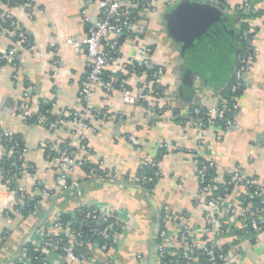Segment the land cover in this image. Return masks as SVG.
Masks as SVG:
<instances>
[{"label": "crops", "instance_id": "obj_1", "mask_svg": "<svg viewBox=\"0 0 264 264\" xmlns=\"http://www.w3.org/2000/svg\"><path fill=\"white\" fill-rule=\"evenodd\" d=\"M100 1L96 0L95 5L86 10L92 18L100 17ZM182 1L155 0V12L138 17L139 22L132 25L133 39L122 44L119 56V64L125 68L138 49L152 46L150 60L153 66L164 69L161 85L167 90L166 103L171 107L155 117L141 104L126 103L118 92L107 96L98 90L95 107L108 109L113 118L95 121L81 131L78 140L84 137L90 150L84 153L69 125L51 133L46 126L31 124L18 112L27 88L31 90L33 113L41 110L42 103L53 105L59 117L82 110L79 90L87 75L89 59L85 47L75 51L67 44L69 39L83 40L86 36L82 0H31L32 16L25 3L4 7L0 16V48L7 51L20 46L15 34L5 33L7 14L18 22L21 30L31 35L34 46L30 51L21 52L17 68L10 65L0 68V128L12 131L23 140L25 163L33 166L34 172L19 176L17 189L35 197L44 215L37 214L24 221L18 217L9 224L5 212L15 204V199L9 190L0 188V237L6 231L11 232L4 242L0 264H12L20 249L36 236L35 230L44 217L72 214L83 205L93 204L111 210L125 226L122 244L113 255L115 264H160L157 246L159 215L163 208L186 214L193 228L205 226L204 207L197 202V156L192 155L197 149L204 157L215 161L221 175L240 170L244 176L257 178L264 185V19L259 17L251 23L258 32L253 43L256 57L238 99L239 109L233 115L236 127L224 133L215 127L208 128L200 141L188 113L195 104L204 108L218 107L221 99L217 95L219 91L208 90L206 84L184 66L178 44L170 36L167 14ZM243 3L244 0H227L224 5L233 15ZM253 8L262 12V16L264 0L256 2ZM52 43L57 44L58 50L51 47ZM126 77L133 93L152 100L149 87L143 85L145 78ZM119 115L123 118L119 119ZM219 135L221 140L216 139ZM49 143L59 148L73 144L78 150L73 178L90 179L82 181L79 190H62L58 186L60 161L57 156L52 160L48 158ZM164 146L169 151L161 157ZM5 155L6 147L0 138V161ZM154 159L159 160L162 176L152 190H143L128 182L129 178L140 174L144 164ZM81 161L91 166L89 171L78 166ZM38 184L46 187L51 196L42 197ZM242 193L241 189L235 190L237 195ZM169 228L174 229V226L170 224ZM93 256L98 264H106V256L101 252L94 251ZM232 262L264 264V237L258 244L244 243L243 251L234 254ZM59 263L68 264L64 260Z\"/></svg>", "mask_w": 264, "mask_h": 264}, {"label": "built area", "instance_id": "obj_2", "mask_svg": "<svg viewBox=\"0 0 264 264\" xmlns=\"http://www.w3.org/2000/svg\"><path fill=\"white\" fill-rule=\"evenodd\" d=\"M25 2L32 16L31 0H25ZM82 2L85 7L86 36L83 40L69 39L67 41V44L75 51H80L85 47L89 59L87 75L79 90L83 104L82 110L66 115L64 119L59 118L47 123L43 113L32 112L30 108L31 90L27 88L23 92L18 112L28 120L36 117V121L31 124L46 126L51 133L69 125L72 127V135L76 137L81 152L84 153L90 150L84 137L78 140L81 131L95 121H107L113 118L108 109L99 110L95 107L94 98L98 90L107 96L118 92L126 103L141 104L147 107V110L155 117L169 109L171 105H167L166 100L169 96L167 90L161 85L164 69L153 66L150 60L153 52L152 46L138 49L136 56L128 62L125 68L119 64L122 44L128 39H133L132 25L139 22L138 17L150 16L155 12V0H101L98 19L92 18L86 12L95 5L96 0H82ZM12 3L13 0H7L4 5L0 4V9L3 10L5 6H11ZM249 6L250 0H244L243 5L238 9H246ZM137 9L140 10L137 13L132 11ZM6 16L9 26L5 27V33L15 34L20 41V46L7 51L0 48V68L6 65L17 68L21 52L30 51L34 46V41L31 35L20 29L13 17L8 14ZM261 17L264 19V14ZM251 23L252 21L249 23V28L243 32V38L248 45L240 54L234 73L232 93H236L239 85L244 83L249 68L255 61L253 43L258 37V32L252 28ZM51 47L58 48L56 43H52ZM127 75L146 79L143 85L145 84V88L149 87L151 101L130 90ZM232 101L234 102L232 105L223 100L218 107L206 108L205 111L201 108H194L189 111L188 114L197 129L200 141L204 138L205 131L208 128H218L219 122L223 123L222 128L224 129H220L223 133L236 127L231 114L234 115L239 105L234 97ZM122 118L123 115H119V119ZM0 138L8 145L6 152L8 160L13 164L24 160L26 148L22 147L21 140L12 131L0 128ZM216 139L221 140V135ZM48 148L50 149L48 153L50 160L55 151L59 155L60 163L56 181L60 189L79 190L82 181L90 180L88 177L82 181L73 178L78 152L73 144L61 149L49 143ZM168 151V147L164 146L161 157L166 156ZM192 155L197 156L199 182L197 202L204 207L205 226L198 229L193 228L186 214H177L168 207L163 208L159 215L157 246L160 264H202L203 258H206V264H233L234 254L243 251L244 243L258 244L264 237V185L257 178L244 176L240 170L229 175H221L215 161L204 157L198 149ZM84 165L82 161L78 163L81 168ZM144 167L146 170L129 178L128 182L150 191L152 188L150 186H154L162 176L159 171V160L154 159L144 164ZM27 171L34 172V167L24 165L19 176ZM92 171L96 173L97 169ZM108 178L113 179V176H108ZM15 181L17 185L18 177ZM1 187L9 190L15 199L16 205L13 204L5 212L8 223L12 224L14 220L22 216L21 208L28 205V202L33 201L35 197L19 192L17 186L13 187L12 178L5 173L0 161ZM37 189L42 197L51 196V192L42 184H38ZM236 189H241L243 193L235 194ZM243 197L258 200L263 207L246 205ZM34 208L37 214L42 210L39 202L35 203ZM63 215L70 216V221H65ZM170 224L174 226V229L169 228ZM124 229L122 221L115 218L111 210L95 204L83 205L72 214L58 213L55 216H46L35 230L36 236H33L30 243L20 249L13 258L12 264H60L61 260L68 264H98L93 256L94 251H99L106 256V264H115L113 255L122 244ZM10 234L11 232L6 231L0 237V256L4 242ZM29 244L33 246L32 250ZM222 246L229 248L228 252L224 251Z\"/></svg>", "mask_w": 264, "mask_h": 264}, {"label": "water", "instance_id": "obj_3", "mask_svg": "<svg viewBox=\"0 0 264 264\" xmlns=\"http://www.w3.org/2000/svg\"><path fill=\"white\" fill-rule=\"evenodd\" d=\"M200 12L197 28L170 35L178 44L184 66L210 91H220L230 80L240 58V34L229 8L218 0H193ZM39 213V217H43Z\"/></svg>", "mask_w": 264, "mask_h": 264}, {"label": "trees", "instance_id": "obj_4", "mask_svg": "<svg viewBox=\"0 0 264 264\" xmlns=\"http://www.w3.org/2000/svg\"><path fill=\"white\" fill-rule=\"evenodd\" d=\"M7 0H0L1 3H6ZM185 1V0H183ZM220 2H222L223 4L225 3L226 0H219ZM259 1H263V0H250V6L248 8H241V9H236L234 14L233 15H229L231 21L234 22V25H235V28L238 29L239 31V34H240V52L243 53L244 49L247 47V42L245 41V39L243 38V32L249 28L250 26V21H253L259 17H261V14L262 12H257L253 7H254V4L256 2H259ZM21 3H26L25 0H19L18 3H16V0H13V3L12 5L14 4H21ZM173 4V3H172ZM178 7V6H177ZM141 9V8H139ZM137 9V10H132L134 13L136 12H139L140 10ZM3 14V10L0 9V16ZM136 15V14H135ZM140 20V19H139ZM9 26V21L7 20V23L5 24L4 27H8ZM186 30H184L183 32H185ZM180 32V31H179ZM182 32V31H181ZM180 32V33H181ZM172 35H177L173 32H171ZM238 66V65H237ZM107 75V73H106ZM234 84V74L232 75V77L230 78V80L227 82V84L224 86V88H222L218 93L217 95L220 96V99H221V102L223 100L227 101V103L229 105H232L234 102L232 101V97L235 98V101L236 99L238 100L240 98V95H241V91L242 89L244 88V83H241L239 85V88H238V91L236 93H232V86ZM165 89V88H164ZM220 102V103H221ZM53 105H51L50 103H42L41 104V110L40 112L43 113L45 119L47 120V123H51L59 118L61 119H64V117H59L58 114H56L54 111H53ZM194 108H201L202 110H206V108L204 107H200V105H193L192 109ZM74 114V112H71V115ZM233 116V113L231 114ZM201 118H204L203 116H201ZM28 120V119H27ZM66 120H69V119H66ZM30 123H33L36 121V117L35 118H32L30 120H28ZM223 127V123L222 122H219L218 124V128L219 129H224L222 128ZM20 140H21V144H22V147L25 148V144L23 142V140L17 136ZM1 140L3 141L5 147H6V152H7V149H8V145L7 143L1 138ZM69 147V145L67 146ZM65 148V146H62L61 149ZM54 152V151H53ZM46 153H47V156L49 157V154L50 153V149L47 148L46 149ZM53 156H57L59 157L58 154H55L53 153L52 154V157ZM24 165H27L25 163V160H20L18 161L16 164H13V162H11L10 160L7 159L6 155H5V158L1 160V167L3 168V170L5 171V173L7 175H9L11 178H12V182H13V187H16V178L19 177V173L22 169V167ZM91 168V166L89 164H85L83 169L86 170V171H89ZM144 170H146V167L143 168V170H141L139 173L141 174ZM86 175L88 176V174L86 173ZM89 180H85L84 182H88ZM150 187H153V186H150ZM152 190V188H150ZM245 199V202H246V205H249V206H252V207H257V208H261L263 207L262 204H260V202L258 200H251V199H248L246 197H243ZM40 199V198H38ZM36 198L33 200V201H30L28 202V205L24 206L23 208H21V212H22V218L21 220H27L29 217L31 216H35L37 215L36 211H35V208H34V205L36 203ZM63 219L65 221H70L71 217L70 216H67V215H63ZM223 247V246H222ZM29 248L30 250L33 249V246L29 244ZM223 250L228 252L229 248H227L226 246L223 247ZM202 264H206V258H203L202 259Z\"/></svg>", "mask_w": 264, "mask_h": 264}, {"label": "rangeland", "instance_id": "obj_5", "mask_svg": "<svg viewBox=\"0 0 264 264\" xmlns=\"http://www.w3.org/2000/svg\"><path fill=\"white\" fill-rule=\"evenodd\" d=\"M178 5L168 12L167 20L170 21L168 24L169 31L177 34V36H183L182 33L180 34L181 31H191L197 28L200 12L193 0L182 1Z\"/></svg>", "mask_w": 264, "mask_h": 264}]
</instances>
